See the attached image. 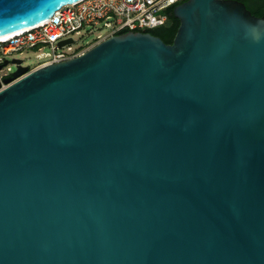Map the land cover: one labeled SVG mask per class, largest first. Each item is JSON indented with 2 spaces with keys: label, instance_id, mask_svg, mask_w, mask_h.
Here are the masks:
<instances>
[{
  "label": "water",
  "instance_id": "1",
  "mask_svg": "<svg viewBox=\"0 0 264 264\" xmlns=\"http://www.w3.org/2000/svg\"><path fill=\"white\" fill-rule=\"evenodd\" d=\"M78 1L0 0V38ZM174 15L173 43L127 31L12 60L0 264H264V17L240 0Z\"/></svg>",
  "mask_w": 264,
  "mask_h": 264
},
{
  "label": "built area",
  "instance_id": "2",
  "mask_svg": "<svg viewBox=\"0 0 264 264\" xmlns=\"http://www.w3.org/2000/svg\"><path fill=\"white\" fill-rule=\"evenodd\" d=\"M184 1L79 0L64 5L49 20L0 40V65L9 61L0 68V89L8 86L4 79L12 75L8 65L14 53L23 54L26 49L33 50L38 63L30 69L65 61L84 53L82 49L85 46L99 43L122 31L145 32L165 25L168 21L167 10ZM86 28L95 33L94 40L86 45H75L76 36L81 35ZM69 39H73V42L60 45V42Z\"/></svg>",
  "mask_w": 264,
  "mask_h": 264
},
{
  "label": "trees",
  "instance_id": "3",
  "mask_svg": "<svg viewBox=\"0 0 264 264\" xmlns=\"http://www.w3.org/2000/svg\"><path fill=\"white\" fill-rule=\"evenodd\" d=\"M240 1H243L246 4L247 8L250 9L253 14L259 17H264V0H240ZM175 7L176 5L167 10L166 13L168 15V21L165 25L155 29L147 30L148 32H151L153 35L162 38L166 43H173L174 37L180 25L179 19L176 18L174 15ZM125 32L127 31L126 30L122 31L120 32V34Z\"/></svg>",
  "mask_w": 264,
  "mask_h": 264
},
{
  "label": "rangeland",
  "instance_id": "4",
  "mask_svg": "<svg viewBox=\"0 0 264 264\" xmlns=\"http://www.w3.org/2000/svg\"><path fill=\"white\" fill-rule=\"evenodd\" d=\"M90 28H86L81 35L76 36V41H75V45H79V44H83L86 45L90 42H92L94 40V32H89ZM96 42H93L91 44H89L88 46H85L82 51H87L88 49H90L91 47H93L94 45H96ZM13 58H19V59H23L24 60V66H29L30 68H34L35 65L38 63L37 60L34 58V52L31 49H26L24 50L23 54H20L19 52L14 53L13 55L10 56V60L11 62L9 63V67H10V73H13L16 68L17 65L14 64L12 62ZM5 71H8V69H5Z\"/></svg>",
  "mask_w": 264,
  "mask_h": 264
},
{
  "label": "bare ground",
  "instance_id": "5",
  "mask_svg": "<svg viewBox=\"0 0 264 264\" xmlns=\"http://www.w3.org/2000/svg\"><path fill=\"white\" fill-rule=\"evenodd\" d=\"M13 34H10V35H6V36H3L0 38V40H4V39H8L10 36H12Z\"/></svg>",
  "mask_w": 264,
  "mask_h": 264
}]
</instances>
